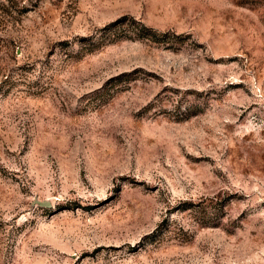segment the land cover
<instances>
[{
    "label": "rangeland",
    "instance_id": "obj_1",
    "mask_svg": "<svg viewBox=\"0 0 264 264\" xmlns=\"http://www.w3.org/2000/svg\"><path fill=\"white\" fill-rule=\"evenodd\" d=\"M0 264H264V0H0Z\"/></svg>",
    "mask_w": 264,
    "mask_h": 264
},
{
    "label": "water",
    "instance_id": "obj_2",
    "mask_svg": "<svg viewBox=\"0 0 264 264\" xmlns=\"http://www.w3.org/2000/svg\"><path fill=\"white\" fill-rule=\"evenodd\" d=\"M40 205H42V206H48L47 203H40Z\"/></svg>",
    "mask_w": 264,
    "mask_h": 264
}]
</instances>
